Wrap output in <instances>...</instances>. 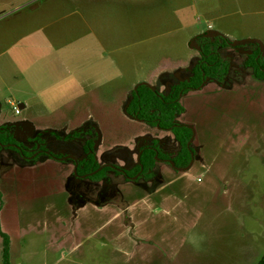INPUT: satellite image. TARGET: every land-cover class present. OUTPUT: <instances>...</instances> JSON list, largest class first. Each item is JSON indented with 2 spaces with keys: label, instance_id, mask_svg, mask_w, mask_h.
Returning a JSON list of instances; mask_svg holds the SVG:
<instances>
[{
  "label": "rangeland",
  "instance_id": "rangeland-1",
  "mask_svg": "<svg viewBox=\"0 0 264 264\" xmlns=\"http://www.w3.org/2000/svg\"><path fill=\"white\" fill-rule=\"evenodd\" d=\"M210 30L264 47V0H0V126L27 155L42 146L30 157L0 146V228L18 225L11 264H255L264 255V82L239 66L235 48L225 50L239 72L230 89L208 81L181 96L187 171L158 160L150 179L98 180L47 156L81 159L84 140L69 135L83 128L98 135L100 167L131 169L153 140L177 153L170 130L126 108L140 83L166 94L186 77L200 57L192 38ZM1 248L0 238V264Z\"/></svg>",
  "mask_w": 264,
  "mask_h": 264
},
{
  "label": "trees",
  "instance_id": "trees-1",
  "mask_svg": "<svg viewBox=\"0 0 264 264\" xmlns=\"http://www.w3.org/2000/svg\"><path fill=\"white\" fill-rule=\"evenodd\" d=\"M225 40H230L226 35H221L214 31L208 37H197L194 40V45L199 46L201 51H199L200 58L196 60L195 64L190 70L188 81L176 82L169 87L166 94L159 93L156 89L152 90L148 85H140L137 87L136 91L132 92V97L127 105V113L131 116L136 117L145 124L151 127H157L163 130H170L173 134L179 150L177 153L171 154L162 150L157 141L153 140L151 144H146L139 147V151H142L140 155L139 162L135 164L131 169L124 168H111L102 167L99 171L92 175V177H97L95 179H103L102 174L114 173L125 177V180H130L138 172L140 176H144L148 179L152 178V171L157 164L158 159L161 161L172 160L175 167L183 168L186 167L191 161V151L188 149L187 143L192 136V130L190 127L184 125H176L175 122L184 113V108L180 103L182 95L189 93L190 88H198L202 83L205 75H212L213 73L220 72L221 63L217 61L218 56H222V51L225 50L228 45ZM247 44L250 45L251 54L246 55L242 62V66L245 69L252 71L254 76L258 79H264V60L260 55V47L256 42L249 41ZM216 54L215 52H218ZM204 61H201V59ZM98 138L97 133L92 129H80L69 135V139L77 140L83 139V153L84 156L76 160L77 167L76 173L79 171L81 175H85L96 171L100 165L95 159V146L96 140ZM13 137L11 132H0V146L7 150L16 151L24 157H30L35 152L42 150V146L38 143L39 148L29 151L27 155L25 153V145L18 144V148L10 146L13 143ZM41 152V151H40ZM43 153V152H42ZM40 153V154H42ZM38 154L35 158H37ZM47 155V154H46ZM49 157H57L54 155H47ZM142 167V170H141ZM0 238L2 241L1 248V261L2 264H11L10 261V237L7 233L3 232L0 228ZM264 264V255L255 263Z\"/></svg>",
  "mask_w": 264,
  "mask_h": 264
},
{
  "label": "flooded vegetation",
  "instance_id": "flooded-vegetation-1",
  "mask_svg": "<svg viewBox=\"0 0 264 264\" xmlns=\"http://www.w3.org/2000/svg\"><path fill=\"white\" fill-rule=\"evenodd\" d=\"M214 31L215 32H217V33H219V34H221V35H223L224 36V34H222V33H220V32H218V31H216V30H210V31H207V32H205L206 34H205V36H201V37H208V36H210L211 34H214ZM200 34H202V33H200ZM199 35V34H198ZM196 39V38H195ZM194 38H193V43H194V40H195ZM247 39V38H246ZM246 39H240V40H225V42L227 43V45H228V47L230 48V47H232V48H235L238 52H240L241 54H243L244 55V57H243V60H244V58L246 57V55H248V54H251L252 53V51L250 50V45L249 44H247L249 41H252L253 40V42H256L258 45L260 44L259 42H257V39H251V40H246ZM241 40H245V41H243V42H237V45H235V46H233V43L235 42V41H241ZM236 44V43H235ZM227 47V48H228ZM259 47H260V45H259ZM194 48L196 49V50H198V52L199 51H201V48L199 47V46H194ZM226 48V49H227ZM225 49V50H226ZM225 50H223L222 51V56H218V58H217V61L218 62H220L221 63V65H220V67L219 68H221V71L220 72H216V73H213L212 75H205L204 74V78H203V80H202V83L203 82H211V83H213V84H218V85H220V86H222V87H225L226 86V90H228V89H230L231 87H232V85H233V83L235 82V80H236V75L237 74H239V72H237L235 69H232V65H231V59H232V56H230V55H228V54H226L225 53ZM216 54H219V51L218 52H215ZM260 55H261V58L264 60V51L263 50H261V47H260ZM200 58V57H199ZM198 58V59H199ZM201 61H204V59L202 58L201 59ZM243 62V61H242ZM242 62H241V64L239 65L241 68H243V66H242ZM195 64H192L191 66H188L187 68H186V70H187V75H186V77H184V78H179L178 77V79H177V81L176 82H183L184 80H187L188 81V77H189V74H190V70L192 69V67L194 66ZM243 69H245V68H243ZM245 70H248L249 71V69H245ZM251 71V70H250ZM251 73H252V71H251ZM252 75H253V78H255L257 81H260V82H264V79H258V78H256L255 76H254V74L252 73ZM232 76H235L234 78L232 77ZM201 83V84H202ZM201 84H200V86H201ZM200 86L198 87V88H190L189 87V92H191V91H195V90H198V89H200ZM205 86V84L201 87V88H203ZM169 90V89H168ZM167 90V91H168ZM175 124L176 125H184V123H182L179 119L178 120H176V122H175ZM185 125H188V124H185ZM0 132H9L8 130H11V126L10 125H8V126H0ZM191 128V127H190ZM192 130V129H191ZM12 133V132H11ZM192 153V152H191ZM192 157V156H191ZM193 157H194V152H193ZM192 159V158H191Z\"/></svg>",
  "mask_w": 264,
  "mask_h": 264
},
{
  "label": "water",
  "instance_id": "water-1",
  "mask_svg": "<svg viewBox=\"0 0 264 264\" xmlns=\"http://www.w3.org/2000/svg\"><path fill=\"white\" fill-rule=\"evenodd\" d=\"M212 31H213V30H212ZM205 34H206V33H202V34H199V35L194 36L193 38L195 39V38H197V37L205 36ZM193 38H192V39H193ZM192 39H191V41H192ZM246 40H251V39H246ZM243 41H245V40L235 41L233 44H235V43H237V42H243ZM257 42L260 43V45H261V50H263V48H264V47H263V44H262L259 40H257ZM204 84H205V82H203V83L201 84L200 88H201ZM140 85H148V84H146V83H140L138 86H140ZM150 87H151L152 90L155 89V88L152 87V86H150ZM186 126H188V125H186ZM188 127H189V126H188ZM0 129H1V128H0ZM190 143H191V142H189L188 147H189ZM1 146H7V145H1ZM10 146H14V147L18 148L17 146H15V145H13V144H10ZM141 153H142V151H140L139 154H138V162H139V159H140V155H141ZM191 156H192V159H191V161H190V164H189L188 166L184 167V168H177V167H175L174 164H173V161L170 160V159H169V160L166 159V160H164V161L170 163V164H171L174 168H176L177 170L182 171V172H185V171H187V170L190 168V166H192V164H193V160H194L193 152L191 153ZM59 159H60V160H65L66 157H61V158H59ZM158 160H159V159H158ZM75 162H76V160H75ZM76 167H77V163H75V170H76ZM112 168H113V167H112ZM100 169H102V167H99L95 172H92V173H90V174L92 175V174L96 173L97 171H99ZM118 170H120V169H118ZM141 170H142V167H141ZM120 171H121V170H120ZM138 176H139V175H137V176H133L131 179L135 180V179H137Z\"/></svg>",
  "mask_w": 264,
  "mask_h": 264
},
{
  "label": "crops",
  "instance_id": "crops-1",
  "mask_svg": "<svg viewBox=\"0 0 264 264\" xmlns=\"http://www.w3.org/2000/svg\"><path fill=\"white\" fill-rule=\"evenodd\" d=\"M19 107H20V109H23L24 107H25V105L24 104H21V105H19ZM38 152H40V151H38ZM61 158V157H60ZM42 159H43V157H38L37 158V160L40 162V164H41V166H47V163H45L44 161H42ZM66 159H70V160H76L75 158H73V157H70V156H68V157H66ZM65 159V160H66ZM59 161H61V160H59ZM64 161V160H63ZM76 192H77V189H76ZM0 215H1V213H0ZM75 217H77V214L75 215ZM16 223V221L14 220V225H13V223L12 222H8V225L9 226H12L13 227V231H12V233H10L9 234V237H10V253H11V242H12V240H13V234H14V236H15V238H17V229H18V225H17V223ZM0 224H1V219H0ZM2 226V225H1ZM24 243H25V241H24ZM26 244L29 246V244H30V240L29 239H27L26 240ZM32 254H33V252L32 251H26L25 253H24V256H28V257H33L32 256ZM37 256H41V257H44V256H46V254L45 253H43V254H39L38 253V255ZM10 261H11V257H10ZM12 263V262H11ZM26 264H31L30 263V261L27 259V262H26Z\"/></svg>",
  "mask_w": 264,
  "mask_h": 264
},
{
  "label": "built area",
  "instance_id": "built-area-1",
  "mask_svg": "<svg viewBox=\"0 0 264 264\" xmlns=\"http://www.w3.org/2000/svg\"><path fill=\"white\" fill-rule=\"evenodd\" d=\"M19 108L20 107H14V110H15L16 113H19L20 112V109Z\"/></svg>",
  "mask_w": 264,
  "mask_h": 264
}]
</instances>
